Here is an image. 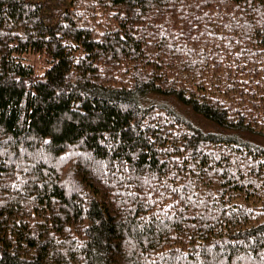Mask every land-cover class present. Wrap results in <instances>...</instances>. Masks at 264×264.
<instances>
[{
  "label": "trees",
  "instance_id": "trees-1",
  "mask_svg": "<svg viewBox=\"0 0 264 264\" xmlns=\"http://www.w3.org/2000/svg\"><path fill=\"white\" fill-rule=\"evenodd\" d=\"M165 96L264 135V0H0V264H264V148Z\"/></svg>",
  "mask_w": 264,
  "mask_h": 264
},
{
  "label": "rangeland",
  "instance_id": "rangeland-1",
  "mask_svg": "<svg viewBox=\"0 0 264 264\" xmlns=\"http://www.w3.org/2000/svg\"><path fill=\"white\" fill-rule=\"evenodd\" d=\"M32 61H34L38 65H41L42 63L38 55H34L32 57ZM155 98L159 101L163 100V98L159 97L158 95H156ZM163 102L173 108L192 126H195L200 130L212 132L218 137L230 138L233 141L244 145H249L257 148H264V135L262 134L221 127L215 124L214 122L206 119L201 114L195 112L189 105L181 103L175 97L165 96Z\"/></svg>",
  "mask_w": 264,
  "mask_h": 264
}]
</instances>
